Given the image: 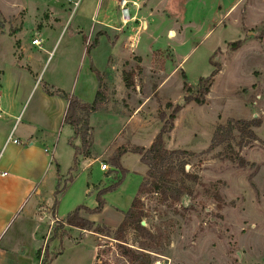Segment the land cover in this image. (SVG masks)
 Listing matches in <instances>:
<instances>
[{
	"label": "rangeland",
	"instance_id": "1",
	"mask_svg": "<svg viewBox=\"0 0 264 264\" xmlns=\"http://www.w3.org/2000/svg\"><path fill=\"white\" fill-rule=\"evenodd\" d=\"M43 1L0 0V58L8 62L10 53L16 55L22 44L32 51L43 50L46 62L38 69V84L43 79H55L71 95L81 88L85 103H91L95 94L90 87L96 85V76L86 57V43L91 46L97 36L89 37V30L97 25L91 21L96 0H52L50 5L42 6ZM127 1L130 16L125 18L129 20L126 26L121 22L122 0L113 3L120 36L115 42L116 54L110 59L115 67L107 73L105 83L107 109L125 117L129 113V118L136 115V131L125 128L117 140L124 121L114 122L103 131L105 119L94 117V153L103 151V144L111 147L92 168L79 165L74 179L70 177V169L75 168L74 151L68 145L73 134L68 127L61 132L57 161L61 163L63 177L53 188L55 192L58 185L59 190L67 188L57 198L54 196L57 216L65 219L76 208L89 204L95 199L91 194L93 185L99 184H108V188L119 183L103 199L119 212L129 210L142 183L136 172V159L127 158L125 176L108 160L120 144L128 149L137 144L148 146L163 125L162 112L166 116L172 112L166 109L169 102L183 106V111L177 115L167 148L190 153L186 156V171L197 175L200 182L194 186L193 195L182 198L181 204L163 202L160 195L144 196L142 223L157 235L156 242L142 239L134 228L128 229L120 241L114 234L108 237L81 230L82 234L92 235L84 238L74 233V243L65 239L63 256L52 264H130L121 256L119 244L144 251L153 264H264V0ZM53 9L60 13L56 24L49 21L59 16ZM80 26L85 28V34L78 30ZM99 28L96 26L94 32ZM171 30L176 35L173 39L169 37ZM35 37L42 38L41 48L31 44ZM238 40L243 41L242 47L231 51L229 44ZM103 48L96 56L100 71L106 64ZM213 64H219L220 72L214 78L206 104H186L190 92L183 87V73L188 88L194 90L200 78L213 73ZM125 73L134 74L135 85L131 89L125 87ZM1 80L0 70V87ZM228 120L260 123L252 128L257 141L243 149L237 147L236 141L232 143L235 152L248 162L245 167L228 160L223 147L209 150L217 128ZM80 142L75 146L79 147ZM102 162L110 168L107 173L100 171ZM88 184L91 190L85 193ZM118 216L110 210L99 220L117 223ZM53 221L52 236L56 229L59 234L68 232L70 237L73 231L80 232L62 224L63 220ZM51 243L48 254L57 251L60 241Z\"/></svg>",
	"mask_w": 264,
	"mask_h": 264
},
{
	"label": "crops",
	"instance_id": "2",
	"mask_svg": "<svg viewBox=\"0 0 264 264\" xmlns=\"http://www.w3.org/2000/svg\"><path fill=\"white\" fill-rule=\"evenodd\" d=\"M51 1L44 0L41 4L42 6H48ZM115 1L96 0L97 8L91 17V21L93 22V19H95L99 22L97 25L95 23L93 25L100 28L94 32L95 27L92 26L89 30L90 39L91 37L93 39L96 34L97 36L100 33L102 35L98 38V46L92 49L86 57L88 56L91 64L98 69L96 56L100 47L104 46L102 59L106 64L104 70H101V72L106 73H110L115 67L114 64L110 63V59L116 54L115 42L120 36V28L112 12ZM62 11L64 10L62 9ZM53 12L59 16L58 18L54 16L49 21L56 24L60 20V13L55 9H53ZM78 30L85 34V28L83 29L80 26ZM84 39L86 38L84 37ZM89 43H86V48L89 46ZM10 54L11 57L8 62H3L4 58H0V70L2 71L0 87V152L2 151L0 158V264H35L38 251L43 249L47 241L52 237L51 234L55 227L52 221L54 219L58 221L64 220L57 216V208L54 209L55 190L53 186L62 181L63 177L61 163L57 161V157H59L58 139L66 127L73 134L72 139H70L73 145L77 144L80 139H74L73 128L64 122L68 102L59 96L46 94L43 86H41L44 79L38 84V69L46 62V54L43 50L34 49L32 51L25 44H22L16 55ZM45 83L51 84L56 88L60 87L59 89L62 88V85H59L55 79L47 80ZM90 91L95 94V98L98 91L97 79L96 85L91 86ZM158 91L161 92V87L158 88ZM74 92L73 96H76L85 103V92L81 88L79 91L75 90ZM128 115L131 114L128 113L125 117V114L121 112L113 113L110 112V109L98 111L90 115L92 154L90 157L82 155L77 157V165L75 168L70 169V177L72 179H74V175H77L76 170L79 165L82 164L86 169L92 168L98 159H102L109 153L111 147V145L103 144V148L100 149L103 151H96L99 152L97 153L98 155L94 153L93 148L96 147V140L91 120L94 117L105 119L103 131H107L109 125H112L114 122L119 120L121 122L124 121L123 130H119L115 138L118 140L120 132H123L125 128L129 127L133 129V132L136 131L133 125L136 115L134 117L132 115L131 118ZM137 115H140V113L138 112ZM160 128L156 131L159 132ZM12 132L18 144H7V140ZM152 142L153 140L148 146H144L143 144L137 145L148 148ZM120 145L122 146L123 144ZM70 147L72 148V146ZM72 150L74 151L73 148ZM108 155L110 157L112 153ZM130 156L136 159L138 169L136 172L139 174L140 181L142 182L146 175L147 167L140 162L139 155L129 152L122 157L121 164L124 169H127L129 165L126 163V160ZM74 158L75 151L73 164ZM102 164L103 162L100 166ZM100 171L107 173L101 170V167ZM3 173H7V175H3ZM107 175L109 176V174ZM109 178H107V182ZM107 185H93L94 191L91 194L95 195V199H92L89 204L82 206H86L89 209L97 207V194L99 191L105 189ZM90 190L91 187L88 184L85 193L90 192ZM87 196L89 195L87 194ZM110 210L119 214L117 223H110L108 221H101L100 223L99 218L103 217ZM123 213L117 209L110 208V205L106 202L100 214L87 215L82 212V215L96 224L116 229L123 221ZM76 230L80 232H72L70 241L73 243L75 242L73 240L74 233L82 234L81 230ZM90 235H92V232L82 234L81 237L86 238ZM56 240L52 241V243H56ZM55 246L54 244L51 249L53 250ZM63 254L60 256H63Z\"/></svg>",
	"mask_w": 264,
	"mask_h": 264
},
{
	"label": "trees",
	"instance_id": "3",
	"mask_svg": "<svg viewBox=\"0 0 264 264\" xmlns=\"http://www.w3.org/2000/svg\"><path fill=\"white\" fill-rule=\"evenodd\" d=\"M102 34H98L96 39L92 42L91 46L86 48V53L98 46V38ZM243 45L242 40L231 42L229 44L231 51H237ZM219 64H213V73L206 78H200L198 84L194 90L188 88L187 79L183 73L184 88L190 92L189 96L185 98L186 104L196 103L199 106L206 104V99L210 90L214 84V78L220 72ZM91 70L95 74L98 82V91L91 103H84L77 97L56 88L53 85L44 83L43 89L46 94L50 96H59L68 102V107L64 117V122L70 125L74 130V139H80L81 146L77 147L73 145L72 140L69 141V145L75 151L74 165H77V157L82 155L84 157H90L92 154V142L90 138V115L98 112L105 111L107 109L108 86L105 83L107 77L106 72L99 71L93 64H91ZM125 87L131 89L134 87V74H124ZM166 109H171L172 112L166 116L164 112L160 115V120L163 122L158 134L155 136L153 142L148 148L136 146L128 149L125 146L119 147L115 154L109 158L108 163L110 166L121 170L122 175L125 176L128 172L122 167L121 159L127 153H133L140 156V162L147 167V172L143 181L139 187L138 193L135 196L130 209L123 213V221L118 228L112 229L111 227L96 224L90 221L82 215V212L87 215L100 214L105 206V200L103 196L111 191H114L119 185H112L108 188L99 191L97 194V207L89 209L86 206H80L73 212L69 213L63 220L62 224H66L71 228H76L82 231H92L99 235H105L110 237L114 234L115 239L121 240L124 233L130 229L138 233L139 237L149 242H156L158 240L157 235L153 234L146 227L142 225L143 210L142 201L145 195L155 194L160 195L163 202L170 201L174 204L182 203L183 199L188 196H192L194 193V186L199 184L200 180L197 175L190 174L186 171L187 159L190 153L185 150H169L167 148V140L174 129V122L177 119V115L183 110V106H173L171 102L167 103ZM260 123L246 120H228L226 125L219 126L214 134L212 144L209 150H215L219 147L225 149L226 157L232 163H237L241 167H245L248 162L240 157L235 152L233 141H236L237 147L243 149L251 143L257 141V135L253 131V127H258ZM238 133L237 138L235 133ZM72 181V180H71ZM64 189H58L55 192L57 198L62 194ZM218 197V196H217ZM57 208V199L55 200L54 209ZM59 229H56L55 234L47 241L45 248V262L44 264H52L63 253V241L65 239H71L68 232L58 233ZM58 239L60 241L59 248L56 252L48 254V245L51 241ZM119 251L121 256L127 258L130 264H153L150 255L144 251L132 250L124 245L119 244ZM42 249L37 253V258H40Z\"/></svg>",
	"mask_w": 264,
	"mask_h": 264
},
{
	"label": "built area",
	"instance_id": "4",
	"mask_svg": "<svg viewBox=\"0 0 264 264\" xmlns=\"http://www.w3.org/2000/svg\"><path fill=\"white\" fill-rule=\"evenodd\" d=\"M128 3H129V1H127V0H122V2L120 3V9H121V14H122L121 15V22L123 23L124 26H126L129 23V20L125 19L126 17L130 16V11L127 8ZM134 5L135 4L133 3V6ZM93 23L98 24L99 22H97L95 19H93ZM42 43H43V41H42V38H40V37L34 38L31 42L32 45H34L38 48H41ZM8 143L18 144V141L13 137V132L10 134V136L7 140V144ZM1 155H2V151L0 152V158H1ZM100 167H101V170L106 171V172L110 170V168L107 164H102ZM3 175H7V173H3ZM53 223H54V221H53ZM45 246L43 247V249L41 251L40 258H37V261L35 262V264H44V262L46 260V258H45Z\"/></svg>",
	"mask_w": 264,
	"mask_h": 264
},
{
	"label": "bare ground",
	"instance_id": "5",
	"mask_svg": "<svg viewBox=\"0 0 264 264\" xmlns=\"http://www.w3.org/2000/svg\"><path fill=\"white\" fill-rule=\"evenodd\" d=\"M175 36H176L175 33L173 31H171V33L169 34V37L174 38ZM155 264H159V263H155Z\"/></svg>",
	"mask_w": 264,
	"mask_h": 264
},
{
	"label": "water",
	"instance_id": "6",
	"mask_svg": "<svg viewBox=\"0 0 264 264\" xmlns=\"http://www.w3.org/2000/svg\"><path fill=\"white\" fill-rule=\"evenodd\" d=\"M186 199H187V198L185 197V200H186ZM185 200H184V201H185ZM142 225L144 226V223H142Z\"/></svg>",
	"mask_w": 264,
	"mask_h": 264
}]
</instances>
